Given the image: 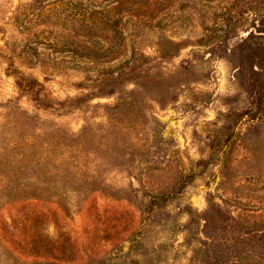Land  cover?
I'll return each mask as SVG.
<instances>
[{"label":"rangeland","instance_id":"obj_1","mask_svg":"<svg viewBox=\"0 0 264 264\" xmlns=\"http://www.w3.org/2000/svg\"><path fill=\"white\" fill-rule=\"evenodd\" d=\"M0 264H264V0H0Z\"/></svg>","mask_w":264,"mask_h":264}]
</instances>
